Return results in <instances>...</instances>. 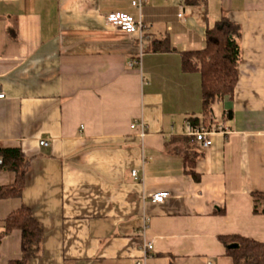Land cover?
<instances>
[{"label": "crops", "instance_id": "1", "mask_svg": "<svg viewBox=\"0 0 264 264\" xmlns=\"http://www.w3.org/2000/svg\"><path fill=\"white\" fill-rule=\"evenodd\" d=\"M111 13L140 19L141 40L107 26ZM222 17L239 27L237 81L203 114L180 54L202 51ZM164 38L170 51L153 52ZM0 87V147L28 160L21 195L0 199V233L21 206L43 231L22 264H231L220 237L264 243L252 198L264 195V0H0ZM13 182L0 170V187ZM20 242L0 238V264L21 261Z\"/></svg>", "mask_w": 264, "mask_h": 264}, {"label": "trees", "instance_id": "2", "mask_svg": "<svg viewBox=\"0 0 264 264\" xmlns=\"http://www.w3.org/2000/svg\"><path fill=\"white\" fill-rule=\"evenodd\" d=\"M199 0H185L187 5H196ZM239 27L226 18L219 19L205 33V48L199 52L181 53V68L184 72H198L200 77L201 110L206 114L219 100L232 95L236 81L237 68L240 61ZM153 52H169L167 38L162 41H153ZM197 118H189L190 126L196 127ZM196 153L183 154L185 167L197 181L194 172ZM0 170L12 172L14 182L0 187V199L17 198L21 195L24 186V176L28 160L18 148L0 147ZM254 213L264 214V208L258 210L256 205L264 195L253 194ZM12 230H18L21 235V261L10 264H22V260L38 255L43 231L35 221L29 209L24 206L11 212L4 221V229L0 238ZM219 240L226 247V255L231 264H264V243L242 237H220ZM235 243L237 249H227L229 244Z\"/></svg>", "mask_w": 264, "mask_h": 264}, {"label": "built area", "instance_id": "3", "mask_svg": "<svg viewBox=\"0 0 264 264\" xmlns=\"http://www.w3.org/2000/svg\"><path fill=\"white\" fill-rule=\"evenodd\" d=\"M141 1L133 2L132 6L141 11ZM181 17V14L178 15ZM105 24L110 28H114L116 30L122 31L126 34H137L139 35V39L141 40V32L143 29L142 21L140 19L136 20L132 16L124 14V13H111L104 17ZM130 67L139 68L140 62L139 59H133L129 63ZM4 98V93L0 87V100ZM136 126L140 128L139 137L143 138L145 136V126L142 122L140 123H132L131 129H134ZM191 141L197 144L200 149H206L212 145V141L210 139L211 132L207 130L205 127L196 126L191 127ZM39 146H48V142L45 139H41L39 141ZM1 164V160H0ZM131 176L137 179V172L135 170L131 171ZM169 195L165 191H160L151 195L150 200L152 203L157 205H162L168 199ZM146 250H152V246L147 244L145 246Z\"/></svg>", "mask_w": 264, "mask_h": 264}, {"label": "water", "instance_id": "4", "mask_svg": "<svg viewBox=\"0 0 264 264\" xmlns=\"http://www.w3.org/2000/svg\"><path fill=\"white\" fill-rule=\"evenodd\" d=\"M237 248H238V245L235 244V243L229 244V245L227 246V249H237Z\"/></svg>", "mask_w": 264, "mask_h": 264}]
</instances>
